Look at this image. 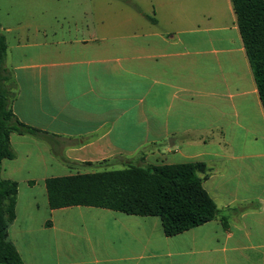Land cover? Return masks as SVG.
<instances>
[{"label":"crops","instance_id":"obj_1","mask_svg":"<svg viewBox=\"0 0 264 264\" xmlns=\"http://www.w3.org/2000/svg\"><path fill=\"white\" fill-rule=\"evenodd\" d=\"M46 1L0 0L10 108L47 133L11 134L14 158L1 162V178L18 184L8 237L24 264H264V111L231 0H91L73 11ZM19 145L37 151L30 168L56 173L16 179L28 168ZM138 158L204 164L217 218L167 237L158 217L49 209L46 179ZM41 206L49 217L37 220Z\"/></svg>","mask_w":264,"mask_h":264},{"label":"trees","instance_id":"obj_2","mask_svg":"<svg viewBox=\"0 0 264 264\" xmlns=\"http://www.w3.org/2000/svg\"><path fill=\"white\" fill-rule=\"evenodd\" d=\"M231 3L264 111V1ZM6 53V39L0 28V171L2 160L14 158L11 134L38 139L47 135L13 114L10 101L14 93L7 84ZM206 178L207 168L202 163L128 165L121 170L48 178L45 188L50 210L82 206L158 217L164 235L173 237L217 218L219 210L202 186ZM17 191V182L0 176V264H24L8 237V228L16 217ZM221 220L225 222L226 218Z\"/></svg>","mask_w":264,"mask_h":264},{"label":"rangeland","instance_id":"obj_3","mask_svg":"<svg viewBox=\"0 0 264 264\" xmlns=\"http://www.w3.org/2000/svg\"><path fill=\"white\" fill-rule=\"evenodd\" d=\"M8 1V4L11 3V0H7ZM83 4L84 5V9L90 7V4H91V0H47L45 2V6H46V9L49 10V11H73V10H79L80 8L79 7H74L73 5H77V4ZM25 8V7H24ZM67 20L69 21H72L73 19L72 18H68ZM34 146V145H33ZM33 146H29L28 148L25 147L24 145L22 146H16L14 149L17 150V154H21L22 157L26 155H28V160L26 161V165H28V168H24L22 169L19 173H17V178L16 179H21V178H26V177H32L33 175L35 176L36 179H40L42 176H44L46 173L47 174H53V173H56V171H45L42 166L41 167H36L35 169H32L29 167V165L31 164L30 161H33L36 160V152L34 149H31L30 147L33 148ZM131 148V147H130ZM31 149V150H30ZM140 159V158H138ZM147 163L144 161V160H136V159H133V160H120V161H117L115 159L113 160H108V161H102V162H99V163H95V165L89 169L91 173H94V172H101V171H111V170H121V169H124L126 168V166L128 165H146ZM56 170V169H55ZM29 191L28 188H25V187H21L20 188V192L21 195H20V199H19V209L22 205V201L25 199L24 198V194ZM34 192L35 193H38V197L41 198L42 195H44L45 197V192L44 190L42 189V184L40 183L38 187H36L34 189ZM49 210L48 208H45L44 206H41V209L39 210L38 214H37V220H41L43 218H48L49 217ZM60 218V216H59ZM40 223V221H38ZM50 224V219H48V222H47V225ZM67 228H66V231L68 232H72V233H75L77 235H79L80 233H83L81 234L82 237H83V242L82 244H87V242L85 241V236H84V232L82 231V229L80 230H77L78 228V223L76 222H71V223H67ZM60 236V234H59ZM75 237V236H74ZM62 239H64L63 243L62 244H65L66 241L67 244H70L71 247L73 248L74 252L75 253H78L79 251V243L75 240V238L73 237H70L69 235H65L63 236L62 235ZM94 239V238H93ZM94 244H98V242L94 241ZM100 244V250L101 252L104 251V241L103 240H100L99 242ZM89 255L86 256V258L88 257Z\"/></svg>","mask_w":264,"mask_h":264}]
</instances>
